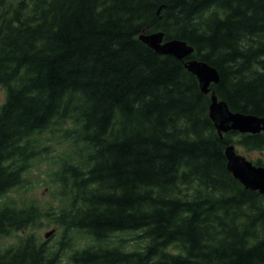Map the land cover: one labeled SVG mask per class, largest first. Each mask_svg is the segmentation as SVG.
<instances>
[{"label":"trees","instance_id":"16d2710c","mask_svg":"<svg viewBox=\"0 0 264 264\" xmlns=\"http://www.w3.org/2000/svg\"><path fill=\"white\" fill-rule=\"evenodd\" d=\"M160 31L218 70L211 87L232 111L264 117V0H0V241L17 237L0 264L67 251L73 264H264V195L226 155L264 149V132L221 136L186 59L140 39ZM47 133L65 148L60 204L43 209L9 193L52 152ZM43 215L62 229L55 245L33 231Z\"/></svg>","mask_w":264,"mask_h":264},{"label":"water","instance_id":"95a60500","mask_svg":"<svg viewBox=\"0 0 264 264\" xmlns=\"http://www.w3.org/2000/svg\"><path fill=\"white\" fill-rule=\"evenodd\" d=\"M140 39L161 54H170L178 59L188 58L194 48L179 39L164 40L163 32L142 33ZM185 66L194 73L203 92L211 93L210 116L221 136L229 131L239 133L264 132V117L232 111L226 102L219 100L211 85L220 81L216 68L197 59H186ZM228 169L245 187L258 190L264 195V166L257 165L237 152L234 144L226 148ZM52 232L46 233L49 237Z\"/></svg>","mask_w":264,"mask_h":264},{"label":"rangeland","instance_id":"374dc122","mask_svg":"<svg viewBox=\"0 0 264 264\" xmlns=\"http://www.w3.org/2000/svg\"><path fill=\"white\" fill-rule=\"evenodd\" d=\"M5 97V87L0 85V107L5 100ZM46 136L50 137L47 138L46 145L52 146V152L47 155L46 151L42 150L39 156L33 159L31 167L27 172L26 177L28 182L26 183V187L22 189H14L9 193V195L18 202H21L24 198L27 200L33 199L43 209H49L53 206L58 207L60 204L58 196H54V191H56L57 185L53 182L51 172L55 167L52 161L55 159V156H57V153L61 152L62 148H65L57 135L47 133ZM235 147L238 153L247 157L249 160L253 162L261 160L264 162V149L249 151L240 145H235ZM33 231L42 241L47 240L50 245L57 244L59 239H61L62 229L58 227L55 224L54 219L49 216L47 217L43 215L41 222L34 227ZM48 232H52V234L49 237H46V233ZM123 236L127 239L125 242L126 246L132 248L133 246L137 247L139 244L140 240L137 238L136 234H127ZM16 239V234L8 236L0 241V247L14 243L16 242ZM73 240L75 241L76 246H82L84 241H86L81 234L74 235L72 241ZM68 253L69 251H67L64 256L63 264H73L69 262L67 258Z\"/></svg>","mask_w":264,"mask_h":264},{"label":"bare ground","instance_id":"6f19581e","mask_svg":"<svg viewBox=\"0 0 264 264\" xmlns=\"http://www.w3.org/2000/svg\"><path fill=\"white\" fill-rule=\"evenodd\" d=\"M194 59V58H193ZM225 134V133H224Z\"/></svg>","mask_w":264,"mask_h":264}]
</instances>
